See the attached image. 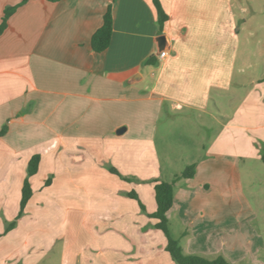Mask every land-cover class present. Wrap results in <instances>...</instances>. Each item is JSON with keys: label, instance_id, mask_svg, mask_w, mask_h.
<instances>
[{"label": "crops", "instance_id": "obj_1", "mask_svg": "<svg viewBox=\"0 0 264 264\" xmlns=\"http://www.w3.org/2000/svg\"><path fill=\"white\" fill-rule=\"evenodd\" d=\"M158 2L166 16L161 27L153 0H0V24L5 9L16 7L0 34V131L5 129L0 136V199H10L12 189L21 196L33 155L40 161L30 184L45 163L52 169L51 184L62 177L68 185H85L101 175L118 178L110 169L141 182H169L177 174L170 165L162 167L156 147L162 117L171 119V112L179 110L184 117L193 114L198 120L214 121L218 116L209 110L210 103L237 99L240 107L227 117L222 131L212 132L201 122L210 142L204 157L192 163L194 176L176 182L173 206L167 212L169 232L175 225L179 233L170 235L184 252L185 237L197 239L234 224V201L237 193L242 195L238 164L264 154L252 144L259 141L257 147L264 149V132L244 126L248 119L244 111L256 102L264 106V64L250 92L243 97L234 93L233 88L247 85L234 83L239 43L236 0ZM108 6L110 44L97 53L90 39ZM160 35L169 41L162 60L157 59L155 45ZM152 56L156 64L146 65ZM244 67L237 71L243 73ZM162 126L168 133L169 124ZM150 185L146 194L135 192L144 210L127 196L133 190H126L128 213H115L110 223L94 220L92 226L99 232L115 231L117 224L124 231L133 229L129 241L119 242L122 250H115L116 257L120 254L116 264H175L155 221L146 217L155 210ZM68 196L71 228L81 217L82 224H88L91 212L78 208L90 194ZM245 205L248 218L253 211L246 201ZM12 211L0 207V264H41L44 250H51L57 237H48L46 227L32 218L40 216L38 202L32 210L26 204L23 215L13 222L19 208ZM106 252L99 241L98 257ZM73 264L92 263L88 256L80 260L76 254Z\"/></svg>", "mask_w": 264, "mask_h": 264}, {"label": "rangeland", "instance_id": "obj_2", "mask_svg": "<svg viewBox=\"0 0 264 264\" xmlns=\"http://www.w3.org/2000/svg\"><path fill=\"white\" fill-rule=\"evenodd\" d=\"M242 8L244 11L241 10ZM234 10L239 30L238 59L234 83L239 84L243 81L247 85L245 88L235 87L232 90L237 94L242 93L239 95L243 97L248 91H251L256 81L263 74L264 0H236ZM241 66H245L243 73L237 71ZM239 102L241 101L232 99L229 103L226 100L210 103L209 110L218 116V119L214 121L209 118L201 121L193 114L184 117L183 113H180L182 111L179 110L171 112V119L167 120L163 116L156 135V147L162 167L167 169L170 165L176 174H180L188 164L191 165L193 162L201 160L210 142V137L201 126V122L207 128L212 129V132L222 131L228 123L227 117H233L236 113L234 108L240 107ZM257 105L258 102L255 106L252 105L250 110H245L246 107L243 109V111L245 110L244 113L248 115L244 126L259 128L264 132V114L261 113L264 106ZM238 122L239 117L235 124ZM166 123L169 124V129L168 133L164 134L162 125ZM252 135L254 134L252 133ZM257 142L252 144L259 148L261 154L264 153L262 145L257 147ZM46 156L49 158L51 154ZM48 165L43 164L39 174L30 184L32 195L27 202L31 210L35 209V203L38 202L40 216L32 218H35V221L39 220V223L44 228L46 227L47 233L49 232L48 237L50 234L53 238L57 237V241H54L53 244L49 242L53 245L51 250L43 249L44 257L41 264H73L76 254H79L80 260L88 256L92 264H116L115 259H118L120 254L116 257L115 250H122L118 247L119 242L129 241L134 235V231L133 229L124 231L117 224L114 226L115 231L104 233L101 228L99 232L97 228L92 226L94 220H107L110 223L115 213H128L130 209L125 205L128 197L123 193L126 190L128 192L133 190L136 193H142V195L146 194L147 188L152 183L147 180L141 182L136 177H126L128 180H125L121 178L123 176L117 175L118 178H111L101 175L100 178H94L85 185H68L64 177L60 178L59 183L51 184L52 169ZM107 170L109 171L108 168ZM238 173L242 194L240 197L243 196L244 199L241 200L237 196L239 193H237L236 202L234 201L236 205V209L234 208L235 215L231 217L234 224L197 239L191 236L185 237L182 241L186 254L210 260L221 256L228 264H264V163L257 158L241 160L238 164ZM119 180L123 182L120 183ZM2 189L3 184H0V192ZM86 192L90 194L89 201L81 202L78 209L91 212L89 223L83 225V218L81 217L79 223L75 224V228L72 229L67 220V215H73V212H67L70 208L68 203L71 202L68 194L83 193L85 196ZM19 195L20 192L16 194L12 189L10 199L5 200L3 197L0 199L1 208H9L11 211L15 207L19 208L18 214L12 217V222L15 218L23 215V212L20 213L21 196L19 197ZM143 199L147 202L145 196ZM245 201L253 211V215L248 218L244 217L246 212ZM146 217L150 219L148 215ZM220 224H222L221 221H219ZM47 226H50L49 229ZM170 231L174 237L179 234L175 225L171 227ZM99 241L101 246L104 244L107 251L104 257H98Z\"/></svg>", "mask_w": 264, "mask_h": 264}, {"label": "trees", "instance_id": "obj_3", "mask_svg": "<svg viewBox=\"0 0 264 264\" xmlns=\"http://www.w3.org/2000/svg\"><path fill=\"white\" fill-rule=\"evenodd\" d=\"M27 0H21L22 3L26 2ZM46 2H59L62 0H44ZM153 4L156 8L158 14V22L160 27L163 25L164 21L166 20V16L163 13L158 0H153ZM16 7H10L5 9L4 15L0 24V34L4 30L6 26V21L8 17L14 12ZM112 34V17L110 7L108 6L102 20L101 27L91 36L90 45L94 52L100 53L105 51L109 44L110 38ZM146 65H155L156 58L150 57L145 61ZM5 133V129L0 131V136ZM260 160L264 163V154L261 155ZM40 161L39 155H33L28 163H27V175L23 181L22 189H21V197H20V213L26 206L28 200L30 199L31 193V186L29 182V178L36 174L38 170V164ZM110 171L118 176L121 175L114 169H110ZM195 172V165L191 164L184 168V170L174 176L171 181H162V180H154L153 183V198L155 203V210L153 213L148 214L150 218L155 221V229L160 231L165 238L166 245L165 251L170 255L172 261L175 264H228V262L221 256L216 257L215 259H207L200 256L189 255L186 254L179 242V240L173 239L169 232V219L167 218V212L173 206L174 200V187L177 181L181 179H191L194 176ZM125 180H128L125 177H121ZM129 198L137 200L139 206L142 210H144V206L138 200V197L135 192L131 191L127 194ZM185 236L186 233L183 232L181 234Z\"/></svg>", "mask_w": 264, "mask_h": 264}, {"label": "water", "instance_id": "obj_4", "mask_svg": "<svg viewBox=\"0 0 264 264\" xmlns=\"http://www.w3.org/2000/svg\"><path fill=\"white\" fill-rule=\"evenodd\" d=\"M156 52L159 54L163 51H166L169 47V41L166 35L157 36L155 39ZM124 129L121 128L117 131V134H120Z\"/></svg>", "mask_w": 264, "mask_h": 264}, {"label": "built area", "instance_id": "obj_5", "mask_svg": "<svg viewBox=\"0 0 264 264\" xmlns=\"http://www.w3.org/2000/svg\"><path fill=\"white\" fill-rule=\"evenodd\" d=\"M166 56H167V52H166V51H163V52L157 54V59H158V60H162V59H164Z\"/></svg>", "mask_w": 264, "mask_h": 264}]
</instances>
